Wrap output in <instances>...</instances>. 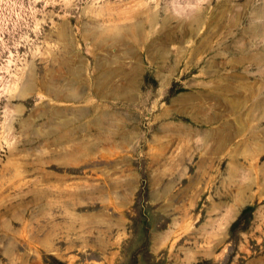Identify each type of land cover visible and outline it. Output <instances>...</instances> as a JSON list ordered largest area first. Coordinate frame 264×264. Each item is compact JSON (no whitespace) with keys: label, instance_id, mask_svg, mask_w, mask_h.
Here are the masks:
<instances>
[{"label":"rangeland","instance_id":"1","mask_svg":"<svg viewBox=\"0 0 264 264\" xmlns=\"http://www.w3.org/2000/svg\"><path fill=\"white\" fill-rule=\"evenodd\" d=\"M0 264H264V0H0Z\"/></svg>","mask_w":264,"mask_h":264}]
</instances>
